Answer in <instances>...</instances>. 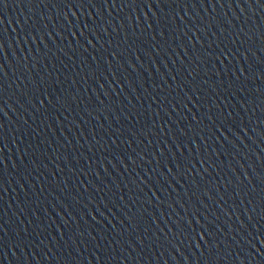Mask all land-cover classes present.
I'll use <instances>...</instances> for the list:
<instances>
[{
    "label": "water",
    "instance_id": "1",
    "mask_svg": "<svg viewBox=\"0 0 264 264\" xmlns=\"http://www.w3.org/2000/svg\"><path fill=\"white\" fill-rule=\"evenodd\" d=\"M185 2L0 6V264H264V8Z\"/></svg>",
    "mask_w": 264,
    "mask_h": 264
},
{
    "label": "snow or ice",
    "instance_id": "2",
    "mask_svg": "<svg viewBox=\"0 0 264 264\" xmlns=\"http://www.w3.org/2000/svg\"><path fill=\"white\" fill-rule=\"evenodd\" d=\"M6 2H7V0H0V6L5 5ZM89 3H91V0H89ZM108 3H111L113 8H116V6H117V0H103V4L104 5H106ZM173 3L176 4V5H180V4L187 5L185 0H119V4H120V9L121 10H123V8H125V7L134 8L136 6H142V7L146 6L149 10H151V7L153 6V4H155V7L160 8L161 4L168 5L170 7ZM246 3L249 4V7L252 6L251 0H246ZM193 6H195V5H193ZM221 6H223V5H221ZM256 6L264 8V2H262V0H256ZM104 9H106V8H104ZM97 14H99V13H97ZM67 15H68V13H65V20L64 21L66 23H69V21L67 20ZM75 15H76L75 13L72 14L73 17H75ZM153 15H155V13H153ZM129 19H130V17H129ZM90 20H92L91 16L89 17V21ZM180 20L183 22L184 21V16H181ZM171 22L175 23V16L172 17ZM83 27L85 29H88L89 27L92 28V31L89 32V36H94V35L97 34V30H96L94 21H93V23H85L83 25ZM148 27L151 28L152 25L149 24ZM133 30H135V29H133ZM77 34L79 36H81V37H84V33L81 32V31H79ZM161 35L162 36L164 35L163 31H161ZM126 38H127V36H126ZM260 38L264 39V32L260 33ZM153 39H155V37H153ZM85 42L88 45H92V39H85ZM0 48H2V45H0ZM85 51H87V49H85ZM115 55H116V53H113V56H115ZM230 55H232V49L227 48V47H222V48L219 49V55H217L215 57V59L220 60V58L222 56L223 60H221V63L223 64L224 60H228ZM225 67H226V65H225ZM243 73H244V69H241L240 70V74L243 75ZM189 74L191 75V73H189ZM233 75H235V73H233ZM259 75L261 77H264V72H261ZM239 79H240V76H236V80L239 81ZM48 103L51 104L52 101L49 100ZM39 106H40V108L44 107V100H40L39 101ZM0 110H2V109H0ZM37 110H39V109H37ZM209 119L211 120L212 117H209ZM232 126L233 125L228 121V118L221 117L220 127H227L228 130L231 131L232 130ZM0 129H2V125H0ZM4 139H5V137L3 135H0V142H2ZM225 139H227V137H225ZM113 143H115V141H113ZM0 151H2V149H0ZM141 159H143V157H141ZM0 163H2V161H0ZM178 167H179V165H178ZM168 171L171 172L172 169L169 168ZM261 183H264V179L261 180ZM0 187H2V186H0ZM261 191L264 192V189H262ZM186 223H187L188 227H192V221L190 219L187 220ZM180 227L183 228L184 226L180 225ZM0 228H2V226H0ZM203 238H204L203 235H201L200 239H203ZM0 239H2V237H0ZM197 247L199 248V245H197ZM209 250H211V249H209Z\"/></svg>",
    "mask_w": 264,
    "mask_h": 264
}]
</instances>
